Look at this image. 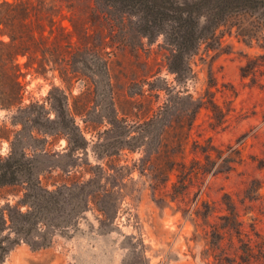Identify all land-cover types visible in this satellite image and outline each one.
Segmentation results:
<instances>
[{
    "label": "rangeland",
    "instance_id": "obj_1",
    "mask_svg": "<svg viewBox=\"0 0 264 264\" xmlns=\"http://www.w3.org/2000/svg\"><path fill=\"white\" fill-rule=\"evenodd\" d=\"M48 1L64 27L84 28L92 0ZM217 36L219 44L202 45L182 79L168 71L163 37L117 51L109 59L113 103L86 94L82 81L65 82L51 67L39 72L18 57L19 85L2 88L19 95L17 107L0 101V159L18 144L50 188L62 183L66 166H79L82 182L93 179L91 166L105 175L90 184L99 192L76 230L56 235L47 248L23 242L2 264H264V27L255 17H235ZM147 82L172 88L173 108L161 122L149 123L167 105V92L150 97ZM55 88L70 95L72 109L81 97L78 121L92 126L86 152L66 156L56 128L41 143L22 125L26 114L18 109L41 102L50 111L60 98ZM142 88L146 96L131 95ZM115 116L127 127L113 128ZM162 125L171 144L182 143L158 156ZM23 195L21 186L0 187V206Z\"/></svg>",
    "mask_w": 264,
    "mask_h": 264
},
{
    "label": "trees",
    "instance_id": "obj_2",
    "mask_svg": "<svg viewBox=\"0 0 264 264\" xmlns=\"http://www.w3.org/2000/svg\"><path fill=\"white\" fill-rule=\"evenodd\" d=\"M59 17L60 12L48 0L0 3V101L4 108L18 106L13 98L19 94L7 95L2 88L9 81L19 85V56L28 57L27 66L38 64L39 72L51 67L65 82L82 81L87 87L86 94L99 93L110 97L113 103L109 59L114 53L140 48L144 40L154 43L163 37L168 71L179 79L186 78L193 71L191 58L202 45L219 44L217 30L230 19L255 17L264 27V0H92L84 28L72 23L73 29L68 30ZM147 83L151 87L150 97L160 98V93L167 92V105L149 121L150 124L161 122L173 108L172 88ZM55 90L60 98L57 104H50V111L41 102L19 108L20 113L26 114V122L21 124L30 128L34 142L41 143H47L48 135L56 128V134L67 142L66 156L86 152L90 144L86 131L92 126L87 124L84 129L78 121L83 116L77 109L81 97H74L75 108L72 109L70 95L60 88ZM139 91L131 95L146 96V90ZM112 121L115 129L127 127L117 116ZM34 131L45 138H37ZM169 136L168 126L162 125L156 150L158 156L181 146L182 142L171 144ZM35 151L39 149L35 147ZM78 167L63 168L62 183L50 188L41 180L34 159L20 150L18 144H13L9 156L0 159V187L21 186L24 191L18 204L0 206V264L23 242L36 249L47 248L56 235H68L78 228L90 199L99 192L90 188V184L105 175L102 167L91 166L93 172L89 173L93 179L82 182L77 175L81 173Z\"/></svg>",
    "mask_w": 264,
    "mask_h": 264
}]
</instances>
